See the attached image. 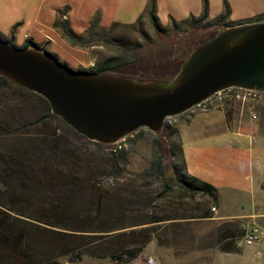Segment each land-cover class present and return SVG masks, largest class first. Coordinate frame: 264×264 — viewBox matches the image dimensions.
Wrapping results in <instances>:
<instances>
[{
	"label": "rangeland",
	"instance_id": "1",
	"mask_svg": "<svg viewBox=\"0 0 264 264\" xmlns=\"http://www.w3.org/2000/svg\"><path fill=\"white\" fill-rule=\"evenodd\" d=\"M223 29L219 21L194 18L167 24L159 20L157 27L149 19L97 25L74 38L95 58L93 64L71 68L87 72L107 62L118 76L170 82L194 49ZM3 79L0 74V228L14 230L17 240L13 244L0 237V264H260L256 252L264 248V239L241 242L237 253L216 250L227 232H246V224L192 217L215 202L177 185L175 159L168 151L175 138L142 127L127 136L118 164L104 144L98 150L61 117L39 122L47 107L43 96ZM250 106L259 120L264 101ZM55 134L67 136L72 150L85 146L84 154H52L47 143ZM166 183L172 190L161 198ZM152 219L162 220L150 223ZM251 224L264 229L262 221ZM149 234L135 258H115ZM69 245L75 249L61 254Z\"/></svg>",
	"mask_w": 264,
	"mask_h": 264
},
{
	"label": "crops",
	"instance_id": "2",
	"mask_svg": "<svg viewBox=\"0 0 264 264\" xmlns=\"http://www.w3.org/2000/svg\"><path fill=\"white\" fill-rule=\"evenodd\" d=\"M207 2L205 20L221 17L225 3L230 10L227 21L233 25L264 18V0ZM150 11L151 0H0V33L12 37L16 46L34 43L69 67L89 68L95 58L79 40L64 35L58 24L65 22L76 37L82 38L95 19L98 26L109 28L150 20ZM63 13L67 19L62 18ZM155 13L162 24L191 18L198 21L204 14V0H156ZM257 118L239 108L228 114L222 107L176 116L188 173L218 190L216 210L210 215L218 221L246 224L248 229L256 226L251 223L264 222V111H259ZM216 250L230 254L240 251L238 245ZM256 254L262 259L260 264L264 263V248ZM195 255L190 254L192 259H197Z\"/></svg>",
	"mask_w": 264,
	"mask_h": 264
},
{
	"label": "water",
	"instance_id": "3",
	"mask_svg": "<svg viewBox=\"0 0 264 264\" xmlns=\"http://www.w3.org/2000/svg\"><path fill=\"white\" fill-rule=\"evenodd\" d=\"M0 74L43 96L52 113L90 140L113 143L142 127L161 131L177 116L228 86L264 91V20L225 28L199 44L174 84L111 72L75 70L52 53L0 37Z\"/></svg>",
	"mask_w": 264,
	"mask_h": 264
},
{
	"label": "trees",
	"instance_id": "4",
	"mask_svg": "<svg viewBox=\"0 0 264 264\" xmlns=\"http://www.w3.org/2000/svg\"><path fill=\"white\" fill-rule=\"evenodd\" d=\"M156 10V0H151V11H150V22L153 26L157 27L158 23H159V19L156 16L155 13ZM207 10H208V2L207 0H204V14L202 16V18H200L198 20L199 23H202L206 17H207ZM230 10H229V6L227 3H225V12L224 14L213 20V21H219L220 23L224 24L225 28L234 26L233 23L227 21L228 16H229ZM264 18L262 17H256L255 21H262ZM98 25V20L95 19L92 24L90 25V27H96ZM58 26L61 28L62 32L64 33V35H66L68 38H75L76 34L67 26V24L65 22H62L60 24H58ZM0 37H2L4 40L10 42L13 44V40L12 37H6L4 35H2L0 33ZM36 48L44 50L42 48H39L38 45L32 43ZM23 47L27 48L29 47V43H26ZM54 55V54H53ZM54 57L56 59H58V57L56 55H54ZM59 60V59H58ZM66 64V63H64ZM87 72H111L112 73V66L109 63H102L100 66L96 67L95 69H89L86 70ZM178 77V76H177ZM5 78V77H4ZM177 79V78H176ZM175 80H173L172 82H170L169 84H165L164 86H170L172 84L175 83ZM138 81H143V80H138ZM3 82L5 84L8 83V79H3ZM14 86L22 88V89H26L29 90L25 87H22L18 84L12 83ZM31 91V90H30ZM44 98V97H43ZM47 107H46V112L43 116H41L39 118V122H44L48 119H53L55 117H60L58 115H55L52 113L51 107L49 105V102L44 98ZM71 129H73L71 127ZM74 131H76L75 129H73ZM77 132V131H76ZM168 132V133H167ZM80 134V133H79ZM161 135H167L168 139L172 140L173 138H175L176 141L171 142L168 148V151L170 152L171 156L175 159V163L173 165V170L175 173V180L177 182V185H179L183 190L190 192L192 195H196V194H201V195H205L208 196L210 198H212L214 200V202L218 199V190L216 187H214L212 184L203 181L195 176H192L188 173L187 169H186V162H185V158H184V154H183V150H182V144H181V140H180V133L179 130L176 126L174 125H168L166 124L164 126V128L161 130ZM82 137H84L85 139L95 143L97 145L98 150H101L102 148V143L94 141V140H90L87 137H85L84 135L81 134ZM155 147L158 148L159 151V136L155 137ZM48 138H46L45 140H47ZM67 136L64 135H54L53 138L51 139V141L47 144V147L50 149V151L52 152V154H77L78 156H81V154H84L85 152V146H74L75 149H71L69 148V142L67 141ZM72 151V152H71ZM114 156H116V162L119 164L122 156H123V150H119L118 152L113 154ZM158 163L161 165V159L158 161ZM181 164V166L179 165ZM172 190V186L170 183H166V185L163 188V191H161V198L165 197L167 194H169V191ZM211 209L210 207H208L207 209H204L200 215H195L192 217H209L211 216ZM162 219H152L151 221H149L150 223H155V222H159ZM85 231V230H83ZM152 231L154 232V230L152 229ZM150 232V231H148ZM153 232L151 233V235L153 234ZM246 234V232L243 231H239L237 232L235 229L227 232V235L225 236L224 240V244L221 245V249L224 250H228V249H233L235 246H237V240L242 238L244 235ZM86 236H89L87 234H84ZM151 235H147V237L145 238V240L139 242L136 246L137 247H132V248H125L121 253L115 255V258L121 262L123 261H129L132 260L133 258H135L137 255L140 254V252L146 247V245L148 244V242L150 241ZM0 237L1 238H5V240L9 241V242H13V244L15 243V240H17L16 238V233L14 232V230H1L0 228ZM231 240V241H228ZM228 241V242H227ZM73 245H69L64 247L61 250V254L66 255L69 252L73 251L75 249V247H71ZM15 249L20 250L19 244H17L15 246ZM125 256V257H124Z\"/></svg>",
	"mask_w": 264,
	"mask_h": 264
},
{
	"label": "built area",
	"instance_id": "5",
	"mask_svg": "<svg viewBox=\"0 0 264 264\" xmlns=\"http://www.w3.org/2000/svg\"><path fill=\"white\" fill-rule=\"evenodd\" d=\"M63 19H67V13L62 14ZM30 47H35L31 45ZM264 101V91L255 88H246L241 86H228L215 91L213 94L203 99L187 111L191 112H207L211 109L222 107L228 114L239 108L242 111L247 110L253 119L258 117L252 103ZM176 116H168L165 118V125H174ZM128 136V135H127ZM127 136L110 144H104V150L109 153H116L126 146ZM212 210L216 208L213 206ZM264 238V229L259 226H253L246 231V234L237 240V245L241 246V242L251 245Z\"/></svg>",
	"mask_w": 264,
	"mask_h": 264
},
{
	"label": "flooded vegetation",
	"instance_id": "6",
	"mask_svg": "<svg viewBox=\"0 0 264 264\" xmlns=\"http://www.w3.org/2000/svg\"><path fill=\"white\" fill-rule=\"evenodd\" d=\"M178 76H179V75H178ZM174 78H175V77H174ZM174 78L171 79L170 82H172L173 80H175L177 77H176L175 79H174ZM176 80H177V79H176ZM154 81H156L158 84H161V85H165V84H169V83H170L169 81H165V82L157 81V80H154Z\"/></svg>",
	"mask_w": 264,
	"mask_h": 264
}]
</instances>
